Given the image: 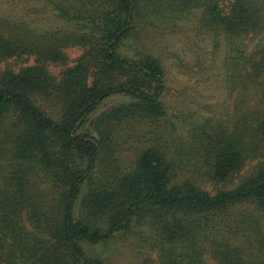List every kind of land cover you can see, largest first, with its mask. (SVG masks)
<instances>
[{
	"label": "trees",
	"instance_id": "trees-1",
	"mask_svg": "<svg viewBox=\"0 0 264 264\" xmlns=\"http://www.w3.org/2000/svg\"><path fill=\"white\" fill-rule=\"evenodd\" d=\"M168 30L225 50L232 113L173 120ZM15 57L34 63L0 68V264H113L81 244L117 237L135 264H264V0H0V61Z\"/></svg>",
	"mask_w": 264,
	"mask_h": 264
},
{
	"label": "rangeland",
	"instance_id": "rangeland-1",
	"mask_svg": "<svg viewBox=\"0 0 264 264\" xmlns=\"http://www.w3.org/2000/svg\"><path fill=\"white\" fill-rule=\"evenodd\" d=\"M55 20L56 18L49 20L44 18L41 22L46 26H51L50 24L57 26L58 23ZM185 32L182 31L179 34H175V32L168 30L164 37L161 36L159 42L157 41L158 38L156 40L157 44L162 48L163 61L168 67L166 76L167 89L163 98L169 107L173 120L175 121L176 119L174 117L175 114L182 117L181 111H187L188 109L209 113V111H221L226 108L228 113H232L234 97H236L237 91L231 94L229 90L224 88L222 64L225 50L223 48L214 49L213 41L207 35L200 36V46H196L197 42H195L194 32H190L188 35ZM257 40V38H252L251 36L243 39V42L248 46V53L255 49ZM150 44L152 46L155 45L154 40ZM82 52L83 49L80 47L68 48V66L75 64ZM33 63V57H15L0 61V68L12 67L18 71L21 67ZM64 68L65 66L50 65L51 73L57 78L61 77V71ZM250 97L257 101L260 98V94L255 91ZM124 101L125 98L121 95H113L106 98L90 119L93 120L101 112ZM201 108L205 110H201ZM179 122L182 123V118L179 119ZM90 131L95 134L93 130L89 129L88 125L82 130L83 133ZM180 134L184 135L186 133L180 130ZM137 141L130 148L126 146V154H130L135 150ZM239 180L238 178L235 179V183L228 186L233 187ZM207 188L215 189L216 186L207 184ZM136 244L137 241L133 237H117L107 244L92 245L88 241H82L81 245L91 256H99L111 261L113 264H135L144 256V254L141 255L140 252H136L138 248L135 246Z\"/></svg>",
	"mask_w": 264,
	"mask_h": 264
}]
</instances>
